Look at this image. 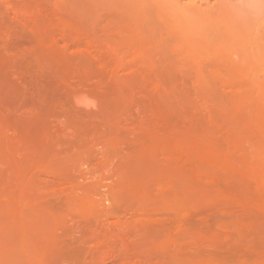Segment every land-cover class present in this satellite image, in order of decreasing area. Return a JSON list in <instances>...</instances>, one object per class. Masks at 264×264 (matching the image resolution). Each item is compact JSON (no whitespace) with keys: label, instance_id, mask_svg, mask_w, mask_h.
<instances>
[{"label":"rangeland","instance_id":"1","mask_svg":"<svg viewBox=\"0 0 264 264\" xmlns=\"http://www.w3.org/2000/svg\"><path fill=\"white\" fill-rule=\"evenodd\" d=\"M0 264H264V0H0Z\"/></svg>","mask_w":264,"mask_h":264},{"label":"bare ground","instance_id":"2","mask_svg":"<svg viewBox=\"0 0 264 264\" xmlns=\"http://www.w3.org/2000/svg\"><path fill=\"white\" fill-rule=\"evenodd\" d=\"M212 7H216V6L212 5L211 8H212ZM74 93H75V92H74ZM78 93L80 94L81 92H78ZM79 94H78V95H79ZM81 94H83V93H81ZM74 96H75V97H74ZM74 96H73V97H74V99L76 100V103L79 104V105H78V108H79V106H80V110H81V108H82L81 106H84V108L87 107L85 110H88V109H89V108H88L89 105L87 106L88 99H87V102L84 101V102H85V103H84L82 100H80V99L77 97L76 93L74 94ZM83 97H85V96H83ZM81 98H82V97H81ZM90 99H91V98H90ZM75 100H74V101H75ZM91 100H92V99H91ZM89 102H90V100H89ZM76 103H75V105H76ZM88 104H90V103H88ZM91 104H93V103L91 102ZM76 106H77V105H76ZM95 106H96V105H95ZM96 108H97V107H96ZM96 108H95V109H96ZM91 109H92V108H91ZM92 110H93V109H92ZM81 111H83V109H82ZM83 112H84V111H83ZM140 114H141V116L143 115L141 112H140ZM133 116H134V115H133ZM138 116H139V115H138ZM138 116H137V118H138ZM144 117H145V116H144ZM127 120H128V119H127ZM125 121H126V120H125ZM137 121H138V119H137ZM133 122H134V121H133ZM127 123H130L129 120H128ZM144 123H145V122H144ZM125 124H126V123H125ZM142 124H143V123H141V125H142ZM131 125H132V123H131ZM131 125H130V126H131ZM125 126H126V125H125ZM127 126H129V124H128ZM134 128H135V127H134ZM129 130H130V129H129ZM131 130H132V129H131ZM147 135H148V133H147ZM157 137H158V136H157ZM136 139H137V138H136ZM160 139H162V137H161ZM160 139H159V140H160ZM156 140H157V138H156ZM140 141H141V140H139L138 142H140ZM161 141H162V140H161ZM136 142H137V141H136ZM103 148H104V147H103ZM106 148H107V147H105V149H106ZM97 149H101V148H97ZM105 149H103V150H104V151H103L104 153H105ZM92 150L96 151L95 149H92ZM89 151H90V150H89ZM94 151H93V152H94ZM97 151H98V150H97ZM101 151H102V150H101ZM118 151H119V150H118ZM187 151H188V150H187ZM99 152H100V151H99ZM99 152H98V153H99ZM103 152H101V157H102V155H103V154H102ZM107 152H108V149H107ZM119 152H121V151H119ZM88 153H89V152H88ZM88 153H87V155H88ZM95 153H96V152H95ZM95 153H94V155L97 154V153H96V154H95ZM116 153H118V152H116ZM116 153H115V154H116ZM189 153H191V152H189ZM90 154H91V152H90ZM105 154H106V155H104L105 157H106V156L109 157V156L107 155L108 153H105ZM118 154H119V153H118ZM121 154H122V153H121ZM91 155H92V154H91ZM99 155H100V153H99ZM122 155H123V154H122ZM124 155H125V154H124ZM89 156H90V155H88L87 157H89ZM92 156H93V155H92ZM97 156H98V155H97ZM117 156H120V155H116V157H117ZM124 157H125V156H124ZM190 157H191V156H190ZM85 158H86V157H85ZM97 158H99V160H102V158H100V157H96V158H94V159H97ZM92 160H93V159H92ZM83 161H84V159H83ZM89 161H90V160H89ZM89 161L85 159V161H84L83 163L80 162V163H81V169L79 170V173H81V174H83V175H87V174H88V173H87V174L84 173L85 171H84V169H82V166L84 165V166H85V169H86V167H89V164H90V163H91V165H92V162L89 163ZM96 161H98V159H97ZM102 161H103V160H102ZM106 161H107V160H106ZM117 161H118V160H117ZM176 161H177V160H176ZM93 163H94V162H93ZM99 163H101V162H99ZM172 163H173V162H172ZM172 163H170V165H172ZM102 164H103V163H102ZM99 165L101 166V164H99ZM168 165H169V163H168ZM92 166H93V165H92ZM96 166H98V164H96ZM100 166H99V167H100ZM199 166H200V165H199ZM99 167H98V168H99ZM113 167H114V166H113ZM182 167H183V166H182ZM90 168H92V167L90 166ZM90 168H89V170H90ZM118 168H119V167H118ZM203 168H204V167H203ZM203 168H202V169H203ZM103 169H104V167H103ZM109 169H110V168H109ZM114 169L116 170L115 167H114ZM105 170H106V169H105ZM54 171H55V170H54ZM106 171L108 172V170H106ZM178 171H179V170H178ZM51 172H52V171H51ZM77 172H78V171H77ZM77 172H76V173H77ZM82 172H83V173H82ZM115 172H116V171H115ZM172 172H173V171H172ZM176 172H177V170H176ZM182 172H183V171H182ZM139 173H140V172H139ZM54 174H55V173H54ZM56 174H58V173H56ZM81 174H78V173H77V175H80V177H81ZM104 174H106V172H105ZM117 174H118V173H117ZM135 174H136V173H135ZM167 174H168V173H167ZM178 174L180 175L181 173H178ZM178 174H176V176H178ZM51 175H52V174H51ZM62 175H63V174H62ZM83 175H82V176H83ZM114 175H115V173L112 174V175H110V177H111V176H114ZM120 175H121V174H120ZM173 175H174V173H173ZM55 176H58V175H55ZM87 176H88V175H87ZM91 176H92V174H91ZM106 176H109V175H106ZM115 176H116V175H115ZM169 176H170V174H169ZM182 176H183V174H182ZM187 176H188V175H187ZM84 177L86 178V176H84ZM121 177H122V176H121ZM132 177H133V176H132ZM185 177H186V176H185ZM143 178H144V177H143ZM172 178H173V177H172ZM188 178H189V177H188ZM51 179H52V178H51ZM70 179H72V178H70ZM73 179H75V177H74ZM108 179H109V177H108ZM146 179H147V178H146ZM179 179H181V178H179ZM76 180H79V179H76ZM81 180H82V179H81ZM97 180H99V179L97 178ZM134 180H135V179H134ZM137 180H138V179H137ZM181 180H182V179H181ZM102 181H104V180H101L100 182H102ZM105 181L108 182V180H105ZM143 181H144V180H143ZM172 181H173V179H172ZM177 181H179V180H177ZM109 182H111V181H109ZM141 182H142V179H141ZM151 182H152V181H151ZM173 182H174V181H173ZM219 182H220V181H219ZM79 183H81V182L79 181ZM113 183H114V182H113ZM142 183H143V182H142ZM144 183H145V182H144ZM146 183H147V182H146ZM148 183H149V182H148ZM148 183L145 184V185L148 186ZM152 183H154V182H152ZM215 183H216V182H215ZM109 184H110V183H109ZM174 184H175V182H174ZM197 184H199V183H197ZM217 184H218V182H217ZM74 185H75V184H74ZM82 185H83V183H82ZM118 185H119V184H118ZM213 185H214V184H211V185L209 184V186H211V187H212ZM75 186H77V185H75ZM83 186H84V185H83ZM143 186H144V185H143ZM194 186H197V185H193V187H194ZM198 186H199V185H198ZM202 186H203V185H202ZM209 186H206V187L210 188ZM215 186H216V185H215ZM79 187H80V186H79ZM81 187H82V186H81ZM85 187H86V186H85ZM85 187H84V188H85ZM101 187H102V186H101ZM101 187H99V188H101ZM118 187H119V186H118ZM118 187H117V188H118ZM144 187H146V186H144ZM175 187H176V185H175ZM175 187L172 186V187H171V188H172L171 190L173 191V190L177 189V188H175ZM193 187H192V188H193ZM216 187H217V186H216ZM67 188H68V187H66V189H67ZM74 188H75V187H74ZM74 188H73V189H74ZM84 188H81V189H84ZM86 188H87V187H86ZM86 188H85V189H86ZM102 188H106V187L103 186ZM123 188H124V187H123ZM174 188H175V189H174ZM190 188H191V186H190ZM192 188H191V189H192ZM64 189H65V188H64ZM66 189H65V190H66ZM81 189H80V190H81ZM85 189H84V190H81V191L83 192V191H85ZM96 189H97V187H96ZM107 189H108V188H107ZM124 189H125V188H124ZM61 190H62V189H61ZM61 190H58V193H57L56 195H58V194L60 193L59 191H61ZM69 190H70V189H69ZM98 190H99V189H98ZM98 190H97V191L94 190V191L98 192ZM104 190H105V189H104ZM145 190L147 191V189H145ZM145 190H144V191H145ZM201 190H202V188H201ZM201 190H200V191H201ZM205 190H206V189H205ZM86 191H87V190H86ZM92 191H93V190H92ZM99 191H100V190H99ZM117 191H118V190H117ZM117 191H116V192H117ZM121 191H122V190H121ZM198 191H199V190H198ZM200 191H199V193H200ZM202 191H203V190H202ZM206 191H207V190H206ZM24 192H25V190H24ZM56 192H57V191H56ZM56 192H54V193H56ZM63 192H64V190H63ZM71 192H72V194H74V193H73V192H74L73 190H71L69 194H71ZM76 192H78V191L76 190ZM82 192H81V193H82ZM88 192H89V191H88ZM103 192H104V191H103ZM103 192H102V193H103ZM147 192H148V191H147ZM147 192H146V193H147ZM149 192H150V191H149ZM165 192H166V191H165ZM167 192L169 193V192H171V191L169 190V191H167ZM167 192H166V193H167ZM65 193H66V192H65ZM78 193L80 194V191H79ZM107 193H108V191L106 190V194H107ZM166 193H164V194H165V197H166V195H167ZM195 193H196V192H195ZM27 194H28V193H27ZM63 194H64V193H60L59 195H63ZM66 194H67V193H66ZM66 194H64V195H66ZM93 194H94V193H93ZM95 194H96V193H95ZM99 194H100V192L97 193L96 195L99 196ZM103 194H104V193H103ZM115 194H117V193H115ZM115 194H114V195H115ZM120 194H121V193H120ZM122 194H123V193H122ZM147 194H148V193H147ZM169 194H170V193H169ZM171 194H172V193H171ZM192 194H193V193H192ZM192 194H191V195H192ZM23 195H25V194H23ZM29 195H30V194H29ZM76 195H77V194H76ZM107 195L109 196V194H107ZM112 195H113V194H112ZM159 195H160V194H159ZM25 196H27V195H25ZM52 196H53V195H52ZM54 196H55V194H54ZM69 196H70V195H69ZM100 196H101V199L104 197V196L102 197L101 194H100ZM117 196H119V195H117ZM117 196H116V197H117ZM151 196H152V195H151ZM168 196L170 197V195H168ZM187 196H188V195H187ZM76 197H77V196H76ZM189 197H190V195H189ZM189 197H188V199H189ZM24 198H25V197H24ZM24 198H23V199H24ZM27 198H28V196H27ZM82 198H83V196H82ZM104 198H105V197H104ZM108 198H109V197H108ZM108 198H107V199H108ZM117 198H118V197H117ZM23 199H22V200H23ZM25 199H26V198H25ZM79 199H81V198H79ZM99 199H100V197H99ZM101 199H100V200H101ZM105 199H106V198H105ZM107 199H106V200H107ZM110 200H111V198H110ZM101 201H102V200H101ZM103 201H104V199H103ZM149 201H150V200H149ZM185 204H187V203H185ZM176 206H177V205H176ZM185 207H186V205H185ZM136 208H137V207H136ZM195 208H196V207H195ZM200 208H201V207H200ZM123 209H124V208H123ZM201 209H202V208H201ZM126 210H127V209H126ZM131 210H132V209H131ZM199 210H200V209H199ZM120 211H121V210H120ZM134 211H135V209H134ZM117 212H118V211H117ZM130 212H131V211H130ZM184 212H185V211H184ZM200 212H201V211H200ZM120 213L123 214L122 212H118V214H120ZM138 213H139V212H138ZM116 214H117V213H116ZM116 214H114V215H116ZM116 216H117V215H116ZM118 216H120V215H118ZM123 216H124V215H122V220L124 219ZM126 216H127V215H126ZM134 217H136V216H134ZM134 217H132V218H134ZM207 217H208V216H207ZM120 218H121V217H120ZM127 218H128V217H127ZM209 218H210V216H209ZM111 220L114 221V219H111ZM111 220H109V221H111ZM122 220L120 221V224H122V223H121ZM182 221H184V220H182ZM102 222H104V221H102ZM184 222H185V221H184ZM209 222H210V221H209ZM116 223H117V221H116ZM123 223H124V222H123ZM130 224L133 225L132 223H130ZM141 224L143 225V222H142ZM183 224H184V223H183ZM183 224H182V225H183ZM134 225H135V224H134ZM185 225H186V224H185ZM126 226H127V225H126ZM135 226H136V225H135ZM186 226H187V225H186ZM115 227H116V226H115ZM117 227H119V226H117ZM121 227H122V226H121ZM129 227H130V226H129ZM182 227L184 228L185 226H182ZM133 229H136V228H133ZM228 234H229V233H228ZM93 240H94V239H93ZM92 242H93V241H92ZM173 243H174V242H173ZM203 243H204V242H203ZM122 244H123V243H122ZM127 244H128V243H127ZM116 251H117V250H116ZM198 254H199V253H198ZM198 254H197V255H198ZM198 256H199V255H198ZM150 261H151V260H150ZM148 263H150V262H148ZM219 263H220V262H219Z\"/></svg>","mask_w":264,"mask_h":264}]
</instances>
